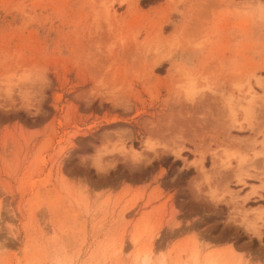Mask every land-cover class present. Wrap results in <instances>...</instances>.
Instances as JSON below:
<instances>
[{
  "label": "rangeland",
  "instance_id": "obj_1",
  "mask_svg": "<svg viewBox=\"0 0 264 264\" xmlns=\"http://www.w3.org/2000/svg\"><path fill=\"white\" fill-rule=\"evenodd\" d=\"M0 264H264V0H0Z\"/></svg>",
  "mask_w": 264,
  "mask_h": 264
},
{
  "label": "bare ground",
  "instance_id": "obj_2",
  "mask_svg": "<svg viewBox=\"0 0 264 264\" xmlns=\"http://www.w3.org/2000/svg\"><path fill=\"white\" fill-rule=\"evenodd\" d=\"M260 209V208H259Z\"/></svg>",
  "mask_w": 264,
  "mask_h": 264
}]
</instances>
